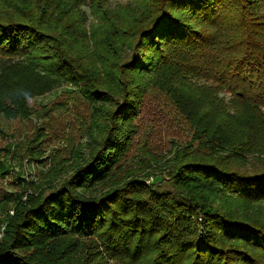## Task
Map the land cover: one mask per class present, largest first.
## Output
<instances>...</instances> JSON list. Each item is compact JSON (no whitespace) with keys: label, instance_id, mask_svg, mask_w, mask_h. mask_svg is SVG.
<instances>
[{"label":"trees","instance_id":"1","mask_svg":"<svg viewBox=\"0 0 264 264\" xmlns=\"http://www.w3.org/2000/svg\"><path fill=\"white\" fill-rule=\"evenodd\" d=\"M121 1L0 0V116L67 84L98 130L62 182L0 192V264H264V0ZM152 91L191 133L156 183L130 151Z\"/></svg>","mask_w":264,"mask_h":264},{"label":"rangeland","instance_id":"2","mask_svg":"<svg viewBox=\"0 0 264 264\" xmlns=\"http://www.w3.org/2000/svg\"><path fill=\"white\" fill-rule=\"evenodd\" d=\"M125 3L109 0L113 10ZM83 11L87 30L91 31L96 18L89 9L83 8ZM28 104L31 114L26 117L6 119L0 116V160L9 169L0 178V192L23 195V200L26 195L44 191L48 184H58L68 178L73 166L88 157L90 136L98 134L91 123L90 106L67 84L30 99ZM134 126L136 135L130 151L135 160L142 155L152 160L145 174L153 177L149 182L156 183L161 177L166 180L165 163L176 149L190 142L189 124L165 95L152 91L145 96ZM41 139V143L35 145ZM37 152H40L39 157L34 154ZM254 165L264 166V155L249 159L247 170ZM164 184L162 181L158 186Z\"/></svg>","mask_w":264,"mask_h":264}]
</instances>
